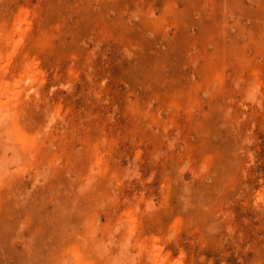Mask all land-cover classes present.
Segmentation results:
<instances>
[{"label":"rangeland","instance_id":"1","mask_svg":"<svg viewBox=\"0 0 264 264\" xmlns=\"http://www.w3.org/2000/svg\"><path fill=\"white\" fill-rule=\"evenodd\" d=\"M0 115V264H264V0H0Z\"/></svg>","mask_w":264,"mask_h":264},{"label":"bare ground","instance_id":"2","mask_svg":"<svg viewBox=\"0 0 264 264\" xmlns=\"http://www.w3.org/2000/svg\"><path fill=\"white\" fill-rule=\"evenodd\" d=\"M3 109V108H2ZM7 111V110H6ZM9 112V111H8ZM5 113V112H4ZM10 115H11V113H10ZM13 115V114H12ZM0 117H1V115H0ZM5 117H6V115H5ZM3 118H4V116H3ZM10 121V120H9ZM2 122V121H1ZM10 124V123H9ZM9 130V129H8ZM16 137V140H17V136H15ZM20 137V136H19ZM12 140V139H11ZM20 141H21V139H19ZM24 139H22V141H23ZM7 141V140H6ZM13 141V140H12ZM19 141V142H20ZM23 142H21V144H22ZM9 144H11V143H9ZM17 144H18V142H17ZM143 249V248H142Z\"/></svg>","mask_w":264,"mask_h":264}]
</instances>
